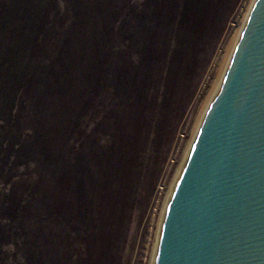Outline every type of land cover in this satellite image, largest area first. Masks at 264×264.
I'll use <instances>...</instances> for the list:
<instances>
[{
	"label": "rangeland",
	"instance_id": "374dc122",
	"mask_svg": "<svg viewBox=\"0 0 264 264\" xmlns=\"http://www.w3.org/2000/svg\"><path fill=\"white\" fill-rule=\"evenodd\" d=\"M251 1L132 0L123 10L105 83L73 132L70 199L50 224L46 264H149L170 182ZM67 7L77 0H0L17 21H59ZM3 254L21 264L12 246Z\"/></svg>",
	"mask_w": 264,
	"mask_h": 264
},
{
	"label": "trees",
	"instance_id": "16d2710c",
	"mask_svg": "<svg viewBox=\"0 0 264 264\" xmlns=\"http://www.w3.org/2000/svg\"><path fill=\"white\" fill-rule=\"evenodd\" d=\"M131 2L77 0L46 23L0 10V264L8 246L21 264H46L50 224L70 199L73 132L105 83Z\"/></svg>",
	"mask_w": 264,
	"mask_h": 264
},
{
	"label": "water",
	"instance_id": "95a60500",
	"mask_svg": "<svg viewBox=\"0 0 264 264\" xmlns=\"http://www.w3.org/2000/svg\"><path fill=\"white\" fill-rule=\"evenodd\" d=\"M157 264H264V0L169 207Z\"/></svg>",
	"mask_w": 264,
	"mask_h": 264
},
{
	"label": "bare ground",
	"instance_id": "6f19581e",
	"mask_svg": "<svg viewBox=\"0 0 264 264\" xmlns=\"http://www.w3.org/2000/svg\"><path fill=\"white\" fill-rule=\"evenodd\" d=\"M258 0H252L249 6V9L247 13L245 14L242 24L240 28L236 31L234 38L231 40L229 43L226 53L224 54V57L221 61L219 70H218V75L214 81V84L212 85L211 90L209 91L207 98L205 102L203 103L198 116L196 118V121L194 125L192 126V131L190 135V140L186 146L185 153L182 157L181 163L178 166L169 186V190L167 192V195L162 203L160 212H159V220L157 224V230H156V235L153 243V254L151 255V258L149 260V264H157V259H158V253H159V248H160V242H161V237L163 233V228L165 224V220L168 214L169 207L172 203V200L175 196V193L178 189V186L181 182V179L184 175V172L187 168V165L189 163V160L191 158V155L193 153L195 144L197 142L198 136L200 134V131L203 127V124L209 114L210 108L212 107L214 101L216 100L222 84H224L225 77L228 73V69L231 65L234 53L237 49V46L240 42L241 36L247 26V23L249 21V18L256 6Z\"/></svg>",
	"mask_w": 264,
	"mask_h": 264
}]
</instances>
